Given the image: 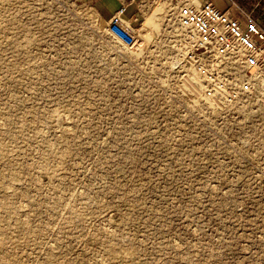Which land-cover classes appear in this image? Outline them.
I'll list each match as a JSON object with an SVG mask.
<instances>
[{
	"label": "rangeland",
	"instance_id": "374dc122",
	"mask_svg": "<svg viewBox=\"0 0 264 264\" xmlns=\"http://www.w3.org/2000/svg\"><path fill=\"white\" fill-rule=\"evenodd\" d=\"M99 16L0 0V264H264V153L168 75L166 16L132 54Z\"/></svg>",
	"mask_w": 264,
	"mask_h": 264
},
{
	"label": "built area",
	"instance_id": "2783aa9c",
	"mask_svg": "<svg viewBox=\"0 0 264 264\" xmlns=\"http://www.w3.org/2000/svg\"><path fill=\"white\" fill-rule=\"evenodd\" d=\"M174 1L162 34L168 75L182 81L209 114L234 118L246 147L264 153V24L253 11L241 9L245 21L233 15L235 2L222 10L210 0ZM126 9L122 5L104 27L111 43L132 54L141 40Z\"/></svg>",
	"mask_w": 264,
	"mask_h": 264
},
{
	"label": "crops",
	"instance_id": "0c3cea01",
	"mask_svg": "<svg viewBox=\"0 0 264 264\" xmlns=\"http://www.w3.org/2000/svg\"><path fill=\"white\" fill-rule=\"evenodd\" d=\"M84 1L90 3L95 8L97 13L102 16L104 20L109 19L122 5H126L127 9H126L125 17L131 20L132 22H134L136 25L140 23V21L144 18V9L150 8V6L154 2L153 0H84ZM229 8H231V6ZM232 9L233 8H231V11ZM237 17L239 18V16ZM241 20L245 21L244 18Z\"/></svg>",
	"mask_w": 264,
	"mask_h": 264
},
{
	"label": "bare ground",
	"instance_id": "6f19581e",
	"mask_svg": "<svg viewBox=\"0 0 264 264\" xmlns=\"http://www.w3.org/2000/svg\"><path fill=\"white\" fill-rule=\"evenodd\" d=\"M170 6H173V3L171 2V0H160L159 1L155 12L150 14V15H148L144 19V21L141 23V25L139 26V37H140V40L142 38L141 29H143L144 26H148L146 31H148V33L153 36V34H154L153 32L156 31L159 28V25L162 23L164 17L166 16V14L168 12V8ZM99 18L102 19L101 16H99ZM147 39L150 40L151 37L148 35Z\"/></svg>",
	"mask_w": 264,
	"mask_h": 264
}]
</instances>
